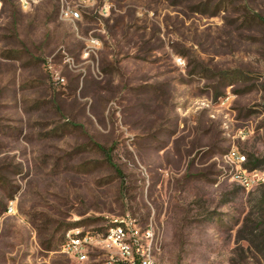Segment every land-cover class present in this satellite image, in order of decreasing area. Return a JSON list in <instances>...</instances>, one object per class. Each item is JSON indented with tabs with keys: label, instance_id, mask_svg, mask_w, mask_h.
Listing matches in <instances>:
<instances>
[{
	"label": "rangeland",
	"instance_id": "obj_1",
	"mask_svg": "<svg viewBox=\"0 0 264 264\" xmlns=\"http://www.w3.org/2000/svg\"><path fill=\"white\" fill-rule=\"evenodd\" d=\"M260 223L264 0H0V264H264Z\"/></svg>",
	"mask_w": 264,
	"mask_h": 264
},
{
	"label": "built area",
	"instance_id": "obj_2",
	"mask_svg": "<svg viewBox=\"0 0 264 264\" xmlns=\"http://www.w3.org/2000/svg\"><path fill=\"white\" fill-rule=\"evenodd\" d=\"M75 15H78V13L75 12ZM73 241V245L71 244V253L77 254L82 260H84L86 258V255L83 254L81 239L77 238ZM110 241L113 245L117 247H122L120 238L112 237ZM122 249L124 250V253L128 255L129 259L128 262H123L119 264H157L152 258L149 249H142L138 247L136 248V255L133 254V250H131L130 246H123Z\"/></svg>",
	"mask_w": 264,
	"mask_h": 264
},
{
	"label": "trees",
	"instance_id": "obj_3",
	"mask_svg": "<svg viewBox=\"0 0 264 264\" xmlns=\"http://www.w3.org/2000/svg\"><path fill=\"white\" fill-rule=\"evenodd\" d=\"M260 204V203H259ZM262 224H264V223H260L259 225H261L262 226ZM246 239V238H245Z\"/></svg>",
	"mask_w": 264,
	"mask_h": 264
}]
</instances>
